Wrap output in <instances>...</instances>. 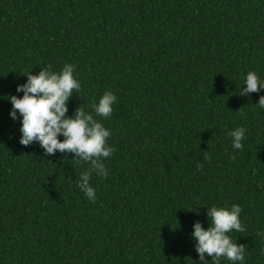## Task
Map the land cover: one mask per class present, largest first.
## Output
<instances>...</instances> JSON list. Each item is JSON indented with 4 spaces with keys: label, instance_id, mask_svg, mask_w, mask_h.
Here are the masks:
<instances>
[{
    "label": "trees",
    "instance_id": "16d2710c",
    "mask_svg": "<svg viewBox=\"0 0 264 264\" xmlns=\"http://www.w3.org/2000/svg\"><path fill=\"white\" fill-rule=\"evenodd\" d=\"M65 63L81 85L66 115L92 113L115 149L95 202L77 187L88 165L22 146L9 115L25 74ZM249 71L264 81V0H0V264H200L193 224L233 204L243 264H264V88L239 95ZM105 91L109 118L92 108Z\"/></svg>",
    "mask_w": 264,
    "mask_h": 264
},
{
    "label": "clouds",
    "instance_id": "9594fccd",
    "mask_svg": "<svg viewBox=\"0 0 264 264\" xmlns=\"http://www.w3.org/2000/svg\"><path fill=\"white\" fill-rule=\"evenodd\" d=\"M74 67L65 63L59 71H53L51 66H48L41 68L37 74L29 72L25 74L26 82L16 87V91L22 92L23 95L21 97L10 95L6 99L12 105L10 117L15 120L19 114L21 118L19 143L27 147L33 142H38L47 156L56 152L71 153L74 154L72 160L87 164L88 168L80 174L77 187L87 198L95 202V190L90 186L91 177L93 174L107 177L108 172L103 160L110 157L115 149L106 143L110 136L109 130L98 122L92 113L78 107L74 117L69 118L66 115L67 103L74 91H81L80 82L73 75ZM244 84L246 87L240 89L239 95L247 96L264 88V81L259 79L255 71L247 73ZM116 101L117 97L111 91H105L98 103L92 105L95 115L111 117L112 106ZM256 105L264 109V95L259 97ZM245 132L246 129L243 127L228 132L234 150H242ZM60 136H63V140L59 139ZM205 159L211 162L210 156H206ZM230 159L235 160V156H231ZM202 168L203 164L197 163V171ZM241 211L237 204L230 208L213 205L207 208V218L211 221L207 229L198 221L193 224L194 231L191 236L196 241L195 251L200 264H209L205 260V255L211 258L212 264H219L222 257L233 264L236 262L243 264L246 245L237 244L229 235L233 231H245L240 221ZM257 235L264 237V232L258 231Z\"/></svg>",
    "mask_w": 264,
    "mask_h": 264
}]
</instances>
